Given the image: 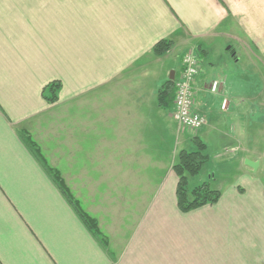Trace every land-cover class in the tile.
Segmentation results:
<instances>
[{"label":"crops","instance_id":"crops-1","mask_svg":"<svg viewBox=\"0 0 264 264\" xmlns=\"http://www.w3.org/2000/svg\"><path fill=\"white\" fill-rule=\"evenodd\" d=\"M188 52L197 132L159 102ZM195 137L220 163L193 184L222 196L182 213L173 166ZM0 264H264V0H0Z\"/></svg>","mask_w":264,"mask_h":264},{"label":"trees","instance_id":"trees-1","mask_svg":"<svg viewBox=\"0 0 264 264\" xmlns=\"http://www.w3.org/2000/svg\"><path fill=\"white\" fill-rule=\"evenodd\" d=\"M171 49L172 42L163 40L154 47L153 52L157 56H162L170 52ZM60 88L61 84L59 82H53L49 84L43 90V98L50 104L57 102L58 91L60 90ZM174 100L175 85L173 82H169L164 87V90L160 92L159 102L160 104H166L168 102L172 103L174 102ZM22 136L24 137L26 144L30 147L33 153L44 164L45 168L53 177L62 193H64L69 202L78 212L81 220L84 222L86 227L102 242L103 246L107 248V240L100 231L98 222L83 211L79 202L75 200L68 191L60 174L45 164L41 151L38 148L37 144L32 140V138L27 134H23ZM193 144L196 145L197 150L193 152L188 150L180 151L177 161L173 167L179 179L176 190L178 207L183 213H188L189 211L201 208L206 205L216 204L217 202H219L222 196V193L219 190L211 187L209 183H203L192 189L189 187V178L198 177V175L203 172L206 164L210 159L209 155L207 154V146L199 137H195L193 139Z\"/></svg>","mask_w":264,"mask_h":264},{"label":"built area","instance_id":"built-area-1","mask_svg":"<svg viewBox=\"0 0 264 264\" xmlns=\"http://www.w3.org/2000/svg\"><path fill=\"white\" fill-rule=\"evenodd\" d=\"M198 75V59L194 52L183 56L180 76L175 80L174 120L182 127L199 130L206 124V119L194 111L196 97V77ZM219 84L213 83L212 91L216 92ZM227 102H224L225 109Z\"/></svg>","mask_w":264,"mask_h":264},{"label":"rangeland","instance_id":"rangeland-1","mask_svg":"<svg viewBox=\"0 0 264 264\" xmlns=\"http://www.w3.org/2000/svg\"><path fill=\"white\" fill-rule=\"evenodd\" d=\"M198 56V55H197ZM200 57V56H199ZM173 83H174V85H175V80L174 81H172ZM174 113V112H173ZM175 126L177 127V129H178V127L180 126L181 128H182V126L181 125H179L178 123L177 124H175ZM184 128V127H183ZM180 129V128H179ZM178 129V131H180ZM186 129V128H185ZM200 130V129H199ZM198 130V131H199ZM195 131V130H194ZM197 132V131H196ZM195 133V132H194ZM179 132H177V141L179 142ZM195 135V134H194ZM194 139V138H193ZM179 148H180V150H181V147L179 146ZM190 151L191 152H193V151H196L197 150V148H196V145L195 144H193L192 146H190ZM207 154L209 155V157H210V159H209V161H211L212 162V164H215V165H218L219 163H220V160H218V159H214V155H212V154H210L209 153V151L207 150ZM175 165V164H174ZM174 167V166H173ZM205 169V168H204ZM204 171V170H203ZM204 172H202L200 175H198V177H201L202 175H204L203 174ZM196 177H190L189 178V187L192 189V188H195V187H197V186H199V185H201V184H203V183H209L210 185H211V187H213L214 189H215V187H216V185H215V183L213 184L211 181H202L200 184H197V185H195V184H193V182L195 181V180H193V179H195ZM198 179V178H197ZM220 185L222 184L221 183V181H217ZM216 190H218V189H216ZM177 204H178V202H177ZM179 208V207H178ZM180 210V209H179ZM183 213V212H182Z\"/></svg>","mask_w":264,"mask_h":264},{"label":"water","instance_id":"water-1","mask_svg":"<svg viewBox=\"0 0 264 264\" xmlns=\"http://www.w3.org/2000/svg\"><path fill=\"white\" fill-rule=\"evenodd\" d=\"M173 79V78H172ZM246 164L248 165V166H250L251 168H253V169H256L257 167H258V165L256 164V163H253V162H246Z\"/></svg>","mask_w":264,"mask_h":264}]
</instances>
